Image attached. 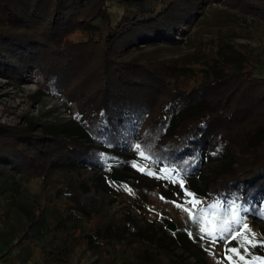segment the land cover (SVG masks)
Here are the masks:
<instances>
[{
    "label": "trees",
    "instance_id": "obj_1",
    "mask_svg": "<svg viewBox=\"0 0 264 264\" xmlns=\"http://www.w3.org/2000/svg\"><path fill=\"white\" fill-rule=\"evenodd\" d=\"M232 2L264 19V0H0V77H20L33 68L79 105L76 124L66 129L43 126L37 135L38 124L33 122L25 128H0V264H8L14 255L26 263L42 230L65 220L52 200L34 210L14 204L31 182L45 187L57 175H65L62 185L69 190L71 205L64 210L96 220L93 233L86 234L91 246L94 241L120 246L125 241L124 246L132 249L133 259L120 264H153V256L159 259L155 264H207L201 248L205 239L225 242L222 251L236 248L244 256L241 260L230 251L221 252L209 260L214 264H247L253 256L264 258V246L245 253L243 235L231 238L240 225L233 221L234 205L248 209L235 210L241 223L264 218V77L241 76V67L232 63L214 61L213 66L194 70L129 57L160 43L180 46L201 6H233ZM77 31L89 37L71 39ZM86 58L91 67L88 88L75 85L71 76L74 64L86 63ZM157 109L158 129H148L153 128L149 123ZM125 114L136 116L145 127L138 150L124 128ZM174 115L177 121L166 131ZM103 119L109 126L102 124ZM90 140L103 145L96 148ZM121 140L122 149L134 148L133 157L119 150ZM215 145L229 153L230 169L207 192L194 197L199 204L187 203L186 216L171 235L154 220L141 226L136 217L123 215L120 223L105 224L95 208L78 200L90 187L78 185L73 172L88 167L105 170L93 186L99 188L105 176L106 185L99 189L112 193V173L126 183L116 181L113 186L136 187L135 179L121 172L124 164L135 161L141 162L143 171L175 175L194 186L191 179L200 169L202 153ZM141 152L148 158L145 162ZM6 198L11 202L4 205ZM201 226L216 235L205 236ZM248 231L258 240L264 238L262 227ZM176 251L183 257L180 261Z\"/></svg>",
    "mask_w": 264,
    "mask_h": 264
},
{
    "label": "rangeland",
    "instance_id": "obj_2",
    "mask_svg": "<svg viewBox=\"0 0 264 264\" xmlns=\"http://www.w3.org/2000/svg\"><path fill=\"white\" fill-rule=\"evenodd\" d=\"M232 4L233 6L208 3L201 6L188 29V37L181 38L180 46L170 48L160 43L159 46L163 47H145L133 52L129 57H137L144 61H166L183 67H192L194 70L213 66L214 61H217L219 65L232 63L241 67L243 71L241 76L264 77V19L258 18L259 15L252 9L244 11L245 9L237 7V3L232 2ZM184 30L183 34L187 28ZM86 37L89 36L84 31H77L70 36L75 41L87 39ZM86 60L89 58L85 59L87 64L84 62L74 64L75 68L71 76L75 80V85L85 84L88 88L91 84L89 78L91 67ZM78 110L77 99L70 101L67 96L58 93L54 81L44 79L39 71L33 68L24 71L20 77H0V128H25L29 122H33L38 124L34 128V134L37 135L41 133L43 126L52 128L49 129L52 131L66 129L76 124ZM158 115L157 109L149 123L153 128L148 127V129H158L155 128L159 121ZM124 119L125 130L128 133L131 132L132 141L135 145L138 144L145 136L142 121L130 114H125ZM176 121L175 115L171 117L166 131H171ZM40 124H42L41 127H39ZM102 124L109 126L108 121L104 119ZM215 140L212 144H215ZM119 143V150L133 157L134 148L122 149V140ZM90 144L96 148L103 145L94 140H90ZM217 146L219 145L202 153L200 169L195 178L191 179L194 181V186H190L189 181L184 180L182 188L179 183L171 182L173 179L180 180V178L160 171L149 175L147 174L149 169L138 170L143 169V166L140 161H135L137 167H133L134 163H126L121 172L135 179L133 185L136 187L127 185L126 188H119V186H113L116 181L111 180L109 189L112 193L99 189L100 186L106 185L105 176H103V182L98 183L99 188L93 186L96 176L105 175V170L88 167L73 172V179L78 185L86 184L90 187V190L79 194L78 200L83 206L95 208L105 224H118L124 215L130 220L131 217H136L140 220L141 226L146 225L147 221L154 220L157 227L165 225L166 231L171 235L177 231L178 225L185 218V207L188 201L193 199L185 192L192 193L198 198L201 196V191L207 192L216 183L217 178L221 177L225 171H229L231 162L229 153L222 146V148L219 146V149ZM146 160L148 158L144 155L141 161ZM64 179L65 175H57L53 182H48L49 184L45 187L43 183L35 180L27 186V193L24 196L14 199V204L31 210L40 203L52 200V204L59 209L58 214L66 217L59 224L42 230V235L31 244V257L28 260L26 257V263L23 264H120L131 261L134 253L131 248L124 246L127 243L125 241L121 243L122 246L117 243L108 245L105 242L96 241H94L95 246H91L86 234L93 233L96 220L89 221L80 213L64 210L71 205L67 202L69 190L64 189L62 185ZM121 183L123 186L126 185L124 179ZM10 202L11 200L7 198L3 200L4 205ZM11 207L9 206L8 210L12 214ZM126 209H129L131 213H125ZM170 223L175 226L173 232L167 229ZM242 224H246L247 228L254 232L259 227L264 228V218L253 217L252 222ZM237 228H239L236 231L238 233L241 224ZM240 240H243V237ZM219 243L220 241L213 242L208 239L202 241V253L208 259L207 264H214L209 260L219 256L221 252L229 253V251H222L226 243ZM173 254L179 261L183 259L180 251ZM12 257L10 260L8 258V264H22L20 260H24L17 255ZM152 258L153 264L159 260L158 257ZM165 261L166 259L162 256V262ZM170 262L172 263L171 260Z\"/></svg>",
    "mask_w": 264,
    "mask_h": 264
},
{
    "label": "snow or ice",
    "instance_id": "obj_3",
    "mask_svg": "<svg viewBox=\"0 0 264 264\" xmlns=\"http://www.w3.org/2000/svg\"><path fill=\"white\" fill-rule=\"evenodd\" d=\"M134 147H135V149L138 150V149H140L141 146L137 144ZM213 154H215V153H213ZM140 155L143 156L144 153L141 152ZM133 167H137V165L134 163L133 164ZM138 170L143 171V169H138ZM147 174L154 175V173H152V172H148ZM171 182L172 183H179L180 186L183 188L184 181L182 179H180V180L173 179ZM185 194L188 195V196H190V197H193V199L192 200H189L188 203L193 204V206H195L196 204H199L200 203L198 200H196L194 198V196H193L192 193L185 192ZM177 206L180 207V205H177ZM236 209H239V210L244 211V212H247L248 211V209H246V208H240L239 205H234L233 221L235 223L241 224V228H240V231L238 233L237 232H233L231 234V238L232 239H236L237 236L243 235V246H244L245 253L248 252V249L249 248H255L257 246H264V238H261V239L258 240L256 238L255 234L250 233L248 231L247 225L241 223L242 217H240V216H238L236 214V211H235ZM185 211H188V209H185ZM189 218L190 219L192 218L191 213H189ZM200 232L203 233L205 236H215L216 235L215 230L205 228L204 226H201L200 227ZM229 251L231 253L239 256V258L241 260L244 259V256L240 255L238 249L232 248V249H229ZM229 259H231V257H229ZM247 264H264V258H259V257L253 256L249 261H247Z\"/></svg>",
    "mask_w": 264,
    "mask_h": 264
},
{
    "label": "water",
    "instance_id": "obj_4",
    "mask_svg": "<svg viewBox=\"0 0 264 264\" xmlns=\"http://www.w3.org/2000/svg\"><path fill=\"white\" fill-rule=\"evenodd\" d=\"M111 179H112L113 181L123 182V179H122V178L117 177V176H115L114 174H112ZM167 229L170 230L171 232L175 231V226H174V224L170 223L169 225H167Z\"/></svg>",
    "mask_w": 264,
    "mask_h": 264
},
{
    "label": "built area",
    "instance_id": "obj_5",
    "mask_svg": "<svg viewBox=\"0 0 264 264\" xmlns=\"http://www.w3.org/2000/svg\"><path fill=\"white\" fill-rule=\"evenodd\" d=\"M68 115V114H67Z\"/></svg>",
    "mask_w": 264,
    "mask_h": 264
}]
</instances>
